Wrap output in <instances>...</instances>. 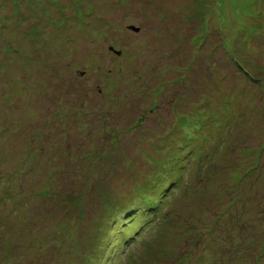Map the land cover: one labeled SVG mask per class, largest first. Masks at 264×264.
Returning a JSON list of instances; mask_svg holds the SVG:
<instances>
[{"label":"rangeland","instance_id":"obj_1","mask_svg":"<svg viewBox=\"0 0 264 264\" xmlns=\"http://www.w3.org/2000/svg\"><path fill=\"white\" fill-rule=\"evenodd\" d=\"M256 239L264 0H0V264H255Z\"/></svg>","mask_w":264,"mask_h":264},{"label":"trees","instance_id":"obj_2","mask_svg":"<svg viewBox=\"0 0 264 264\" xmlns=\"http://www.w3.org/2000/svg\"><path fill=\"white\" fill-rule=\"evenodd\" d=\"M20 80H22V79H20ZM35 82H36V79H35ZM31 83H33V82H31ZM23 84L21 85V89L23 90ZM31 89V90H30ZM33 89V86H32V84H27V91L26 92H29V91H33L32 90ZM29 94H30V92H29ZM260 157H258V158H256V166H258V163H259V161H260V159H259ZM256 166H254V167H256ZM253 170H255V168L253 169ZM245 175L246 174H244V175H241L240 177H239V179H238V177H237V179H238V181L239 180H242L244 177H245ZM172 184H175V183H172ZM170 189V186H169V188L166 190V193L168 192V190ZM147 198H149V196H147ZM132 207V206H131ZM142 208H145L144 210H142ZM139 210H140V213H142L143 215H141L139 212H138V215H139V217H142V218H140L141 220H143L147 215H149V213H150V211H154L155 210V206H154V203H146V204H144L141 208H139ZM140 220V221H141ZM224 241V240H223ZM254 245V236L252 237V242L251 241H246V246L247 247H250V246H253ZM228 253V252H230V249L229 248H227V249H225L224 248V251H222V249L220 250V253L223 255V257H224V253ZM219 253V254H220ZM226 253V254H227ZM231 257L236 261V263L235 264H239V262H240V260L241 259H246L247 258V256L248 255H246L245 254V252H241V251H238V252H235V251H231ZM254 261H256V263L255 264H257L260 260H262L263 258H264V242H261V241H258L257 239H256V255H254ZM191 261V260H190ZM187 262H185V264H186Z\"/></svg>","mask_w":264,"mask_h":264}]
</instances>
